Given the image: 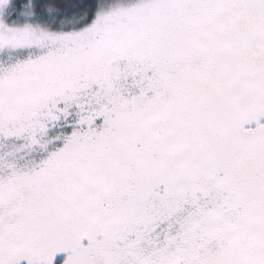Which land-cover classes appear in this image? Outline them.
I'll return each mask as SVG.
<instances>
[{
	"label": "snow or ice",
	"instance_id": "6c2138e0",
	"mask_svg": "<svg viewBox=\"0 0 264 264\" xmlns=\"http://www.w3.org/2000/svg\"><path fill=\"white\" fill-rule=\"evenodd\" d=\"M0 264H264V0H0Z\"/></svg>",
	"mask_w": 264,
	"mask_h": 264
}]
</instances>
